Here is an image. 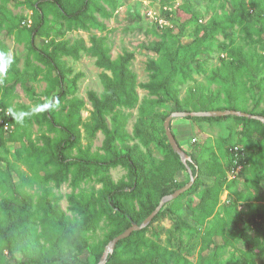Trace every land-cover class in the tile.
<instances>
[{"label":"trees","instance_id":"16d2710c","mask_svg":"<svg viewBox=\"0 0 264 264\" xmlns=\"http://www.w3.org/2000/svg\"><path fill=\"white\" fill-rule=\"evenodd\" d=\"M32 10L38 14V21L34 25L32 32H40L48 22V13L55 8L57 12L66 20L67 30H83L97 22L95 12L105 18H109L111 13L107 10L106 4L112 5V0H26ZM226 4L233 7V10H226L223 14L216 13L211 20L198 26L202 30V37L187 51H170L158 45L156 50L160 53L159 58L149 59L146 65L149 71V81L140 86L147 90L154 98H144L140 101L137 91L139 86L137 74L132 69V61L135 58L133 52L124 50L116 58L112 56L111 47L106 42L105 37L92 35L90 37L91 46L88 47L85 39L70 40L52 39L45 49L35 50L34 36L31 40V51L37 52L36 57L43 64L48 66L47 73L43 67L32 64L29 57L24 61V66H19L20 58H8V47L0 39V64L10 61V78L2 79L0 73V161L7 162V158L2 155V149L6 150L7 138L5 137V123L11 129L13 120L12 114L7 113V104L3 97V84L9 81L21 82L23 85L27 80L38 81L41 76L48 81V87L44 94L52 97V101L45 105V110L38 114L40 118L48 120L54 127H60L65 133V137L60 141L53 142V138L48 137L47 142H53L54 151L41 149L40 159L45 164L53 162L55 153L57 155V167L63 171V165L67 162L66 152L73 148L80 141L81 131L72 122L77 115V123L82 122L79 110L84 105L83 100L75 99L72 104V115L69 120L70 125L60 124L55 119L52 108L57 105L60 99L64 98L66 91L64 79L67 73H73V69L64 64L62 56H71L74 59L81 57V51L89 52L94 58L96 65L103 71L100 75L103 84V92L98 94L94 90L88 91V99L92 104V123L88 126L92 134L101 131L104 136L103 149L105 154H98L96 157L81 159V169L86 171V175L93 172H101L99 181L103 183V188L96 194L95 192L84 193L83 199L88 200V206L97 204L105 207V210L96 209V214L89 216L83 222V228L79 229L75 224L66 220L65 214L56 201L52 203L47 198H42L34 205L32 198L24 193H16L14 196H6L0 200V264H8L6 257H14L15 244L18 243L21 251L26 257L19 264H98L104 255V248L116 236L129 228L132 222L141 224L158 206L159 201L166 195L175 192L185 184H178L174 180L177 171L184 168L180 156L172 149L170 143L165 138H159L157 127H155L158 113L156 107L163 106L166 102H174V111H184L178 97L179 90L175 86V78L185 69L194 63L195 55L202 46L208 50L213 44L218 45V49L226 53L224 60L229 73L227 79L236 86L238 81L253 82L259 74L264 72V0H222L221 7L226 8ZM3 20L0 21V29ZM238 27L243 43H236L233 39L229 42H218L217 34L223 33L229 37L228 29ZM20 26H8L9 33H13ZM164 32V34H163ZM161 34L174 38L175 35L170 28H164ZM48 34V33H47ZM218 42V43H217ZM32 69V71H31ZM44 74V75H43ZM82 72L73 75L71 82L76 84L83 77ZM246 77V80H245ZM139 103L140 116L135 126L134 135L141 139L145 145L155 143L164 151V158L160 161H149L143 151L137 145H123V150L119 151L117 141L124 139V127L129 119V114L123 109H134ZM226 108L221 105H214V100L208 98L205 102L200 101L199 108L192 111H206L214 109H233L246 113L264 116V111L255 112L248 110L245 106L232 104V99L228 101ZM168 113L163 114L162 120L166 119ZM110 117L112 126L108 124ZM234 118L238 125H241V132L246 136V146L237 142L228 149H225L228 156L224 163L221 154L212 151L209 158L191 156L188 161L191 168L196 166L198 179L190 191L197 189L202 183V178L212 177L214 183L206 187L193 211H199L195 216L199 224H203L205 219L212 216L219 202L222 191L236 181L229 179L231 175L239 176L246 170L249 162H254L251 153L261 154L264 157V123L255 118L246 116H212V117H190L196 120L215 121L225 118ZM76 123V124H77ZM9 131V130H8ZM254 134L256 136H254ZM257 136H260L258 138ZM222 146L221 141H217ZM49 144V143H48ZM235 146H239L245 151V156H235L231 151ZM223 151V150H222ZM242 169L236 172L239 163ZM256 160V159H255ZM258 181L264 180V163L258 161ZM123 166L128 169V180L114 182L109 172L111 168ZM91 169V170H90ZM187 192L181 194L173 202L181 201ZM255 198L264 202V188H259ZM164 208L152 220L154 222L159 216L164 214ZM107 220L109 229L104 240L89 243L83 240L78 231L86 230L88 227H95L102 219ZM151 222V223H152ZM42 230H38V226ZM185 225H189L186 223ZM227 223L222 220L214 227L208 228L203 245L200 248V260L198 264H206L211 258L209 251L215 244L217 236H223ZM253 229L255 237L249 233ZM149 225L141 230L134 231L127 238L119 241L108 257L105 264H181L188 260L181 256L176 250H172L162 245L157 240L147 236ZM243 236L251 245L250 252L264 254V203H253L246 213ZM44 237V241L41 238ZM223 245H227L224 238ZM89 248L91 254L87 260H83L80 254L84 252V246ZM220 247V245H217ZM222 247V246H221ZM219 254L215 252V256ZM233 260L231 264H235Z\"/></svg>","mask_w":264,"mask_h":264},{"label":"rangeland","instance_id":"374dc122","mask_svg":"<svg viewBox=\"0 0 264 264\" xmlns=\"http://www.w3.org/2000/svg\"><path fill=\"white\" fill-rule=\"evenodd\" d=\"M99 1L104 3L103 0ZM221 3L222 0H112V5L104 3L111 16L105 18L95 12L97 22L86 31L67 30L66 20L55 8H52L48 13V24L40 32H32L38 21V14L31 9L29 3L26 0H0V21L3 20L0 39L8 47L6 54L10 60L18 56L21 60L19 66L23 67L25 59L29 57L31 63L43 67L46 74L49 70L48 66L38 60L36 53L45 49L52 39L73 42L82 38L90 47L92 35L103 36L111 47L114 58L124 50L134 53L132 69L138 77L137 91L142 101L144 98H154L140 85L149 81V71L146 68L148 60L157 59L160 56L156 50L157 46L163 44V47L166 46V49L170 51H187L190 47L188 45L192 46L202 37L203 32L198 30L199 25L207 23L216 13L223 14L226 10H233L229 4H226L225 9L222 8ZM16 25L20 27L13 33H9L8 26ZM167 27L175 35L174 38L158 35ZM228 32L229 37L223 33L217 34L218 42H229L233 39L236 43H243L237 26L229 28ZM32 36H34L37 52L31 51ZM80 54L79 59L62 56L64 64L71 67L73 73H67L64 79L65 97L52 108L55 119L60 124L69 126L73 101L81 99L84 102L79 110L82 122L79 124L76 122L77 115L72 122L81 131L80 141L66 152L68 160L60 165L64 166L63 171L57 167L56 153L53 162L45 164L40 159L42 148L46 151H54L51 149L54 147L53 142L65 137L60 127H54L46 119L40 118V121L37 119L38 114L45 110V105L52 101V97L44 94L48 81L41 76L34 83L27 80L24 85L21 82L13 83L12 81L3 84L2 79L10 78L12 74L9 73L11 63L7 61L0 64L3 97L13 120L11 129L5 133L8 139L6 150L2 149V155L8 161H0V200L6 196H14L16 193H24L32 198L34 205L44 197L52 203L57 201L66 220L82 229L83 222L89 216L93 217L96 214L95 208L105 210V207L97 204L95 207H90L88 200L83 199L84 193L97 194L103 188V183L98 179L101 172L86 175L87 172L81 169L79 160L105 154L103 149L105 136L101 131L92 134L88 129L92 123L93 107L87 93L89 90H94L98 94L103 92L100 78L103 70L96 65L95 58L89 52L81 51ZM225 56L226 53L220 51L217 44H213L210 50L202 46L195 55L194 63L176 76L175 86L179 90L178 97L182 109L195 110L199 108L197 104L200 101L205 102L211 98L214 100V105H221L224 108L232 99L234 105H242L255 112L264 111V72L259 74L253 82L243 80L233 86L230 79H227L229 70L224 64V60L227 59ZM78 72H82L84 76L73 84L71 78ZM140 105L141 103L134 109H123L129 114V119L124 127V142L117 141L118 150L122 151L124 144L137 145L149 161H160L164 158V151L159 148V145L155 143L145 145L134 135L140 116ZM175 107L172 101L156 107L158 119H156L155 127L158 129L160 139L165 138L168 141L164 128L166 119L162 120V118L164 113L171 114ZM108 124L112 126L110 117H108ZM170 128L190 159V155L209 158L210 153L215 151L221 156L222 152L225 153L222 160L226 163L228 156L225 149L236 142L246 146L247 138L241 132V125H238L233 117L215 121L174 117L171 119ZM48 137L53 138V142H47ZM257 137L260 138V136ZM217 141H221L223 145L219 146ZM249 153L252 159L254 157V162H249L246 170L239 176L236 174L233 178L229 177L232 180L236 178V181L222 191L213 215L205 219L203 224L196 221L195 216L199 211L195 212L192 208L197 205L204 189L212 185L215 179L200 177L203 180L202 183L198 184L196 190L190 191L198 179L196 166H194L192 170L196 179L186 191L187 195L181 201H170L163 206L164 214L149 224L147 236L176 250L188 260L181 264H198L200 248L208 228L225 220L227 225L224 235L227 245H223L225 237L217 236L215 244L209 251L211 258L206 264H231L233 260L235 264H264V254L255 253L256 257L254 253H251L249 250L251 245L243 236L245 216L251 205L264 203L255 198L257 190L264 188V180L257 179L258 161L264 163V157L258 154L257 158L254 154L257 152L251 153L250 150ZM127 175L128 169L123 166L111 168L109 172L114 182L128 180ZM190 179L186 166L177 171L174 176L178 184L186 185ZM186 223L189 225H185ZM108 229L107 220L103 218L95 227H88L78 233L83 240L94 243L104 240ZM38 230H42L40 225ZM249 233L255 237L256 232L253 229H250ZM41 240L44 241V237ZM79 242L84 246V252L80 254V257L87 260L91 252L83 241ZM216 251L219 254L214 257ZM25 258L20 245L16 243L14 257L8 256L5 261L8 264H19Z\"/></svg>","mask_w":264,"mask_h":264},{"label":"water","instance_id":"95a60500","mask_svg":"<svg viewBox=\"0 0 264 264\" xmlns=\"http://www.w3.org/2000/svg\"><path fill=\"white\" fill-rule=\"evenodd\" d=\"M227 115L246 116L248 118L258 119L264 123V116L254 115V114L246 113V112L239 111V110H233V109H229V110L214 109V110H206V111H191V110L173 111L171 114H169L166 117L164 128L166 131L168 142L170 143L172 149L180 156L182 163L188 168L190 176H191L190 182L186 184L185 186L177 189L175 192L164 196L161 199L158 206L155 208V210L141 224H138L137 222H132L129 228H127L123 233L119 234L113 240H111L106 246L104 255L98 264H105L107 261L108 255L111 252H113V250L115 249L119 241L127 238L134 231H138V230H141L147 227L152 222V220L155 218V216L161 211V209L166 203L178 198L181 194L186 192L194 183L196 178L194 176L191 166L188 163V161H191V159L188 156L187 152L182 148L175 134L171 130L170 128L171 119L174 117H212V116L220 117V116H227Z\"/></svg>","mask_w":264,"mask_h":264},{"label":"built area","instance_id":"2783aa9c","mask_svg":"<svg viewBox=\"0 0 264 264\" xmlns=\"http://www.w3.org/2000/svg\"><path fill=\"white\" fill-rule=\"evenodd\" d=\"M9 114V112H7ZM5 130H9V124L6 122L5 123ZM231 151H234L236 154L235 156L239 157V156H242L244 157L245 156V151L243 149H241L239 146H235L234 148L231 149ZM235 162L239 163L238 160L235 159ZM243 167V165L241 163H239V165L237 166L236 168V172L241 170ZM235 175H231V177L233 178Z\"/></svg>","mask_w":264,"mask_h":264}]
</instances>
